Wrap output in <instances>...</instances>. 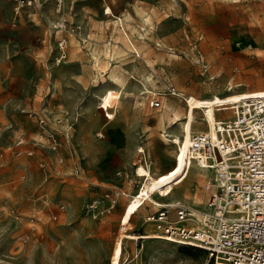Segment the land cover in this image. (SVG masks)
Listing matches in <instances>:
<instances>
[{
	"label": "rangeland",
	"instance_id": "1",
	"mask_svg": "<svg viewBox=\"0 0 264 264\" xmlns=\"http://www.w3.org/2000/svg\"><path fill=\"white\" fill-rule=\"evenodd\" d=\"M75 1L67 0L65 7H76ZM43 2L45 8L52 5L53 20L45 18L42 33L23 29L18 36L24 45L33 46L35 55H43L38 62L44 77L37 89L36 85L27 87L33 70L30 64L23 67V77L16 78L7 58L12 50L9 31L0 34V264H112L125 205L142 183L135 169L144 166L137 163L134 171H123L118 157L112 154L120 145L116 132L133 120L150 124L158 121L162 130L167 108L186 110L184 98L189 95H226L237 85L234 89H264V0H104L92 18V32L86 33L85 25L80 24L83 33L81 30L79 37L86 39L89 35L94 39L87 43L103 58L104 65L110 59L109 67L122 65L130 72L134 64L138 68L128 80L116 119L106 128L103 125L107 120L96 96L105 86L112 87L108 68L101 72L104 74L96 72L89 48L83 49L81 42L80 48L77 37L70 38L67 59L56 61L59 37L53 25L59 18L70 17L63 13L58 18L54 1ZM124 14L131 16L125 28L138 52L130 47L122 28L116 30L112 25L114 16ZM26 19L34 31L42 29L40 14L31 18L27 15ZM113 45L123 50V56L112 61L108 54L114 50ZM144 69L155 80V85L149 86L150 93L139 80ZM48 87L51 125L33 131L29 115L41 109ZM153 98L162 102L161 109L150 106ZM229 116L218 113L219 119ZM197 117L201 121L202 114ZM166 125L169 132L175 130L168 121ZM198 126L206 130L204 124ZM52 132L59 139V152L53 151L46 139ZM160 137L154 140L155 150L166 148L168 159L174 160L171 147L160 142ZM34 139L40 142L36 148ZM138 147L148 156L143 144L136 151ZM21 150L18 156L16 152ZM29 150L34 152L32 156L25 154ZM57 157L63 158L62 165ZM89 158L103 163L102 169L87 171L84 163ZM75 167L84 173L77 177ZM212 179L213 175L193 184L195 189L199 186L202 199L211 193V186L208 190L205 186ZM107 193L116 198L118 195L112 209ZM94 201L98 208L89 212ZM61 205L65 213L59 212ZM156 209L145 204L133 216L130 232L143 234L149 228V232L160 234L154 223L146 221ZM120 264L216 263L202 250L158 238L125 241Z\"/></svg>",
	"mask_w": 264,
	"mask_h": 264
},
{
	"label": "built area",
	"instance_id": "2",
	"mask_svg": "<svg viewBox=\"0 0 264 264\" xmlns=\"http://www.w3.org/2000/svg\"><path fill=\"white\" fill-rule=\"evenodd\" d=\"M53 1L56 14L61 16L65 0ZM15 2L19 14L25 8H35L39 0ZM81 30V25L63 18L57 20L55 31L62 34L57 40L58 63L68 57L66 35L73 36ZM150 106L161 109L162 102L153 98ZM231 111L226 122H216V140L199 133L193 136L190 146V161L215 172V192L200 203L180 200L157 207L146 221L158 224L164 241L202 250L216 264H264V98L240 103ZM33 121L40 130L45 129L46 119L33 115ZM46 139L53 151H60L55 133H49ZM139 153L144 155L140 150ZM16 154L21 156L22 152ZM57 161L62 165L63 158L57 157ZM105 197L114 208L118 195L116 198L107 193ZM97 208L98 202L94 201L88 210L95 212ZM65 210L64 205L59 206L60 213Z\"/></svg>",
	"mask_w": 264,
	"mask_h": 264
},
{
	"label": "bare ground",
	"instance_id": "3",
	"mask_svg": "<svg viewBox=\"0 0 264 264\" xmlns=\"http://www.w3.org/2000/svg\"><path fill=\"white\" fill-rule=\"evenodd\" d=\"M130 17L131 16L129 14L121 17L114 16L111 21L113 27L116 30L122 28L128 38L127 42L129 41L130 47L138 52L136 45L131 40L127 29L125 28V26H127V24L130 22ZM55 25L56 23L53 25L54 28ZM113 46L115 48L114 50H110L108 56L109 58L112 57L113 60H115L116 57L119 58L123 56V50H121L117 45ZM93 55L96 58L97 66L100 72H103L104 70L106 71L108 68V81L112 85L110 88L105 86V88L102 90V94L100 96H96L100 102L99 109H101L102 115H104V118L107 120L106 124H109L116 119L117 109L121 102L122 94L127 91L128 80L131 78V75H135L138 68L137 65L134 64L131 67L132 70L130 72L127 71L122 65L109 67L110 59H108L107 64L104 65L103 58L98 56L96 51L93 52ZM139 80L140 83H142L145 87L144 89L147 91V93H150L149 86L151 87L155 85L153 75L144 69L139 76ZM238 86L239 85L236 87ZM236 87H230L231 89H229L230 91L226 95L213 94L205 98L189 95L184 98L186 107V110L184 111H177L172 106H169L168 108L165 106L167 110L165 109L166 112L162 116L161 137L164 139V141L171 142L167 145L171 147L174 166L167 173L161 175L155 174L153 171H151L149 166H138V168L135 169V174L136 176L142 178V183L139 189L133 195H131L129 201L125 205L120 219V231L111 255L112 264L121 263L123 245L125 241L130 240L139 242L141 240L160 238V234L156 232H149V228L143 234H133L130 232L133 216L136 215L145 204H150L157 208L172 204L175 201H180L181 199L200 203V201L203 199L200 196L199 186H197L198 188L195 189L193 184L197 183V181L201 182V178L207 179L212 175V182L210 180L208 181L209 186L212 188L209 190V192H215L213 182L215 179V172L210 169L201 168L196 163L190 161V146L193 136L199 133H206L213 140H216L218 138L215 127L216 122H226L232 116L231 109L234 106L240 103H246L250 100L264 98V89L247 91L234 89ZM221 112L230 114L229 118L219 119L218 113ZM199 113L202 114L201 121L198 120L197 117V114ZM167 121L171 127L175 128V130H171V132L168 131V126L166 125ZM201 124L206 126V130L199 128V126L197 127V125ZM175 144L178 146L176 147ZM139 150L145 154L144 148L138 147V152ZM190 162L191 166L188 170V165ZM185 184L188 185L185 187ZM179 188L181 189L178 191ZM152 223L156 225L157 229L159 228L156 222Z\"/></svg>",
	"mask_w": 264,
	"mask_h": 264
},
{
	"label": "crops",
	"instance_id": "4",
	"mask_svg": "<svg viewBox=\"0 0 264 264\" xmlns=\"http://www.w3.org/2000/svg\"><path fill=\"white\" fill-rule=\"evenodd\" d=\"M66 1L67 0H65V2ZM103 1L104 0H77L75 1L77 4L76 7H74V5L73 7L71 6V8L66 6L69 8L68 12H67V8L65 7L66 11L64 10V15L68 14L70 20L69 18L68 19L63 18V19H66L71 24H75V25L83 24L85 25L86 33H91L93 30V28L91 27L92 18L94 17L95 12L101 9ZM44 5L45 3L43 2V0H39V3L35 8H25L19 14H17L15 0H0V34L9 31V36L11 37L10 42L12 44V50L7 54L8 61L11 63L12 69L16 73L15 75L16 78L23 77V74L21 72L23 67L25 65L30 64L33 70L31 72L32 74L29 76V79L27 80V87L29 86L34 88L36 85V89L39 87V84L44 77V73L42 69H40L41 67L39 66V62H38V59L42 58L43 55H35L36 51L33 48V46L29 45V43H26L24 45L21 41H19L18 36L23 29H28V31L31 34H37V32H39L40 30L42 33V30L44 28L45 18L49 19L50 22L53 20L52 5H49L47 8H45ZM28 10H31V13H28L27 12ZM43 11L44 13H42ZM106 11L107 10L105 9V15H108ZM39 14H40V20L42 22V26L40 28L42 29H38L37 31H34L32 27L28 25L29 21H27L26 16L28 15V18H31ZM130 15L132 16V14ZM59 17L60 15H58V18ZM71 18H73L74 20H72ZM56 34H57L56 36H58L59 38L62 36L61 33H56ZM66 36L68 39V43L71 37H77L79 44L80 42L84 43L83 47L81 44L79 45L80 48L81 47L83 49L89 48L87 50L90 52V55L92 53L91 57L93 59V64L94 66L96 65L95 67L98 69L96 58L93 55V52L96 51V49H93L92 46L90 47V43H87V40L93 41L94 39H92L89 35L88 37H86V39H82L81 37H79L78 33L73 36H69V35ZM48 41H49V35L45 38L44 43L47 44ZM20 46L23 47L22 50H20L21 49ZM45 68L48 69L47 67ZM0 70H1V66H0ZM95 71L98 72L99 74H104L101 73L99 69ZM94 77L95 78L97 77L98 79L99 76L95 75ZM50 92H51V88L48 87L41 104V109L33 110L29 115L30 126L33 131L39 129L38 125L35 124L33 121V115H37L39 117L46 119L47 124L51 125L52 112L49 111L50 105L48 100V97L50 96ZM109 124L103 125V128H106ZM115 135H116V142L120 143V145L114 147L113 149L114 152L112 154L113 156L118 157V163L120 167L123 169V171H128V172L134 171L135 164L143 163L144 166H149L151 171H153L155 174L161 175L167 173L174 166V160L168 159L169 154L166 148H162L161 150L159 149V151L155 150L154 140H156V137L158 135L162 136V132L158 121L153 124H150L144 120H133L131 121V125H127L126 127L123 126L122 129L120 131H117ZM159 140H162L160 142L167 145V141H164L162 137H160ZM33 142H34L33 148H36L37 144L40 143L37 142L36 139H34ZM139 144H143L145 149L149 152L148 156L144 154V157L141 158V154L138 151H136L137 146ZM21 152L23 153L22 150ZM26 152L34 153L32 150L25 151V153ZM103 165H104L103 163L97 162L93 158H89L84 163V168L90 173H92L93 171L101 170ZM76 170L79 171V173L77 174L75 173L77 177L84 173V171H82L81 168L75 167L73 172H75ZM206 198L207 196H205V198H203L202 201H205Z\"/></svg>",
	"mask_w": 264,
	"mask_h": 264
}]
</instances>
